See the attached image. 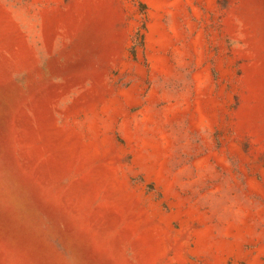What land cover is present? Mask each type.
I'll return each instance as SVG.
<instances>
[{
  "label": "rangeland",
  "instance_id": "374dc122",
  "mask_svg": "<svg viewBox=\"0 0 264 264\" xmlns=\"http://www.w3.org/2000/svg\"><path fill=\"white\" fill-rule=\"evenodd\" d=\"M0 264H264V0H0Z\"/></svg>",
  "mask_w": 264,
  "mask_h": 264
}]
</instances>
